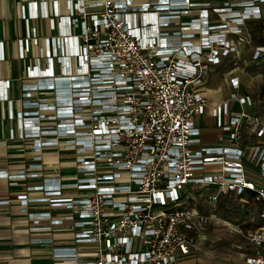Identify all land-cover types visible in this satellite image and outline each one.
Returning a JSON list of instances; mask_svg holds the SVG:
<instances>
[{
	"label": "built area",
	"instance_id": "built-area-1",
	"mask_svg": "<svg viewBox=\"0 0 264 264\" xmlns=\"http://www.w3.org/2000/svg\"><path fill=\"white\" fill-rule=\"evenodd\" d=\"M263 9L264 0L20 2L19 56L30 51L33 38L42 40L35 63L26 67L39 81L23 85L24 109L9 137L33 139L37 153L61 141L73 152L74 180L47 184L44 178L31 188L68 209L51 224L67 223L75 243L94 246L85 260L75 247L56 248V264H175L198 249L212 221L211 214L183 205L193 188H205L211 206L222 194L249 202L248 194L264 220V116L244 111L254 99L237 92V76L230 78L228 97L215 104L203 87L211 67L233 48L228 37L242 34L244 22L260 18ZM34 21L47 23L50 34ZM0 50L3 57L2 42ZM1 87L7 99L9 80ZM46 89L52 104L30 99L32 91ZM49 109L50 115L39 113ZM205 114L214 120V141H205L194 123ZM24 171L0 175L11 183L42 176ZM62 187L85 193L61 196ZM17 198L27 203L25 194ZM46 214L35 213L33 229ZM245 238L256 249L226 264H264V223Z\"/></svg>",
	"mask_w": 264,
	"mask_h": 264
},
{
	"label": "crops",
	"instance_id": "crops-1",
	"mask_svg": "<svg viewBox=\"0 0 264 264\" xmlns=\"http://www.w3.org/2000/svg\"><path fill=\"white\" fill-rule=\"evenodd\" d=\"M23 0H0V42L3 44V57L0 50V93L1 84L9 80L7 88V99L0 96V171L8 175H15L23 169L25 173H41L42 176H23L13 179L0 175V200H9L7 204H0V264H56L55 249L75 247L79 259L85 260L93 255H86V251L94 254V246L85 243H75L74 232L68 228V224H51L52 219L61 218L68 213L64 206H53L48 199H43V190L31 188L46 183L64 184L74 180L76 176L74 154L61 143L57 145H44L39 153L36 152V145L33 139H21L17 135L9 137V129L17 126L16 114L24 109L22 106L23 85L37 83L36 77L26 75V67L35 63L38 55V48L42 44L39 38H33L30 42V51L24 58L19 56V45L17 40L22 36L23 24L18 18V6ZM14 12V17L12 13ZM35 24V23H34ZM48 34H50L48 32ZM44 81V80H43ZM46 98L50 105L53 102L51 90L32 91L31 100ZM12 111V118L9 117V110ZM33 109H37L34 106ZM39 113L50 115L51 109L40 110ZM52 121H45L41 124H52ZM47 136L42 135L41 140ZM40 155L41 159H36ZM34 163H41L42 168L32 166ZM51 178V179H50ZM54 179V180H53ZM85 191H78L72 187H62L61 196L80 195ZM26 195L27 203L20 202L18 195ZM39 198V200H37ZM245 198L250 200L248 194ZM239 199L230 194H222L219 200ZM240 200V199H239ZM243 202V201H242ZM246 204L248 202H245ZM255 208L244 207L242 212L249 215L258 213L259 206ZM38 212H48L40 220L39 229H33L32 217ZM33 213L34 215H29ZM49 215V218L48 216ZM249 221V220H248ZM218 222L211 221L216 225ZM206 240L205 232L199 237V247L187 256L179 257L175 264H203L201 257L202 247ZM252 253V252H251ZM250 253L244 254L239 260L223 262H239Z\"/></svg>",
	"mask_w": 264,
	"mask_h": 264
},
{
	"label": "rangeland",
	"instance_id": "rangeland-1",
	"mask_svg": "<svg viewBox=\"0 0 264 264\" xmlns=\"http://www.w3.org/2000/svg\"><path fill=\"white\" fill-rule=\"evenodd\" d=\"M33 23L48 34L46 21V25L37 21ZM241 27L242 34L228 37L233 48L219 63L211 67L203 87L206 89L209 102L215 104L228 97L231 91L230 78L237 76L240 83L237 92L249 94L254 99L252 108L245 106L244 111L264 116V9L260 18L246 20ZM236 109L241 110L238 107ZM194 123L201 127L205 141L216 139L217 129L211 117L206 114L199 117L195 115ZM205 172L210 171L207 169ZM253 179L257 181L255 177ZM206 192L205 188H193L182 201L184 206L211 214V220L218 222L216 225L210 223L203 230L206 234L204 241L206 243L201 252L203 264L239 260L244 254L253 252L256 247L245 238V235L257 230L264 220L256 212L254 215L242 212L244 207L249 210L255 208L251 200L246 204L239 199L227 202L221 199L211 206L206 202ZM135 244V248L140 249L138 238L135 239Z\"/></svg>",
	"mask_w": 264,
	"mask_h": 264
}]
</instances>
